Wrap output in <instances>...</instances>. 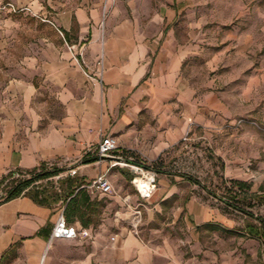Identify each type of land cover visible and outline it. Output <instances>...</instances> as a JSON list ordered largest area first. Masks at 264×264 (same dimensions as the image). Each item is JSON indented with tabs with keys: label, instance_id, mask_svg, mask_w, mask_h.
Returning a JSON list of instances; mask_svg holds the SVG:
<instances>
[{
	"label": "crops",
	"instance_id": "0c3cea01",
	"mask_svg": "<svg viewBox=\"0 0 264 264\" xmlns=\"http://www.w3.org/2000/svg\"><path fill=\"white\" fill-rule=\"evenodd\" d=\"M0 1L17 10L0 15V180L42 164L65 169L60 182L71 179L80 204L64 215L66 184L49 205L0 204V264H239L238 243L225 256L222 235L240 232L212 195L170 170V157L264 101V14L209 26L193 17L201 3L168 1L144 27L111 0ZM106 136L119 159L81 164ZM123 164L157 168L149 199ZM100 174L115 194L86 189ZM60 213L89 237L51 239Z\"/></svg>",
	"mask_w": 264,
	"mask_h": 264
},
{
	"label": "rangeland",
	"instance_id": "374dc122",
	"mask_svg": "<svg viewBox=\"0 0 264 264\" xmlns=\"http://www.w3.org/2000/svg\"><path fill=\"white\" fill-rule=\"evenodd\" d=\"M168 1L186 0H111L113 4L117 3L119 8L125 9L129 18L144 27L160 6ZM190 1L201 3L198 5L202 8L201 11L196 10L193 17L197 20L206 19L209 26L214 19L233 20L237 12L246 13L242 16L243 19L253 17L261 20L264 14V0ZM227 8L230 9L231 16L226 15ZM262 53V50L255 51L250 59L253 66L260 65ZM255 103L252 113L244 114L232 125L222 127L215 136L192 139L186 147H179L170 157V164L174 167L170 170L198 180L213 193L212 205L219 204L230 220L226 224L240 232H223L222 235L225 256L228 255L230 247L234 249L238 243L236 253L239 264H262L261 245L244 233L245 226L253 222L230 207L233 205L264 218V101L262 98H256ZM144 167L150 169V166ZM151 170L156 173L157 168L153 167ZM60 181H41L37 184L60 190ZM208 242L213 243V238Z\"/></svg>",
	"mask_w": 264,
	"mask_h": 264
},
{
	"label": "trees",
	"instance_id": "16d2710c",
	"mask_svg": "<svg viewBox=\"0 0 264 264\" xmlns=\"http://www.w3.org/2000/svg\"><path fill=\"white\" fill-rule=\"evenodd\" d=\"M96 160H98V157L93 156L91 158L82 159L80 163L87 164ZM64 171L65 169H57V168L46 169V166L42 164L38 168L30 171H19V170L16 171L17 173H19V175L23 176L22 178L19 179L13 178L14 172L6 174L0 180V191L2 193L0 197V204L7 202L11 199L23 196L29 198L30 200H32V202L38 205H49L60 200V198L62 197L61 195L62 185L66 184L68 192L67 195H65L63 202L65 205L64 215L67 216V212L68 214L72 213L73 210L80 205V204L78 205L76 199L79 192L74 193L76 188L75 189L70 188L71 179L67 177L64 182H60L59 183L60 190H57L50 186L37 184L38 182L45 181L49 178L57 176L58 174ZM180 176L185 178L189 182L199 186L201 189L205 190L208 194L214 196V194L209 192L208 189H206L198 180L187 175H180ZM85 202H87V198L82 197L80 203H85ZM230 207L242 213L246 218H248L253 222V223H248L245 226L244 233L249 239L256 240L261 245L262 264H264V218L258 217L238 207H234L233 205H230ZM78 218L82 222L84 221L85 223L86 220H83V214H80Z\"/></svg>",
	"mask_w": 264,
	"mask_h": 264
},
{
	"label": "built area",
	"instance_id": "2783aa9c",
	"mask_svg": "<svg viewBox=\"0 0 264 264\" xmlns=\"http://www.w3.org/2000/svg\"><path fill=\"white\" fill-rule=\"evenodd\" d=\"M10 10L12 13H16L17 10L13 7L11 4H2L0 1V15L2 12ZM19 11V10H18ZM103 70V64L102 60H99L96 64V72H97V78L100 79L101 74ZM88 78H90L87 75ZM91 79V78H90ZM183 141H187L186 138L183 139ZM96 156L100 159L101 157H107L111 161H116L119 159V157L116 155L118 152V143L115 138L111 136H106L102 138L100 143L98 144L96 150ZM118 158V159H117ZM115 164H112L111 167H113ZM133 175L130 184L132 188L134 189L135 193L141 200H147L151 197L155 190L156 185V179L157 175L156 173L144 167L142 164H123ZM52 167L47 165L46 169H51ZM71 175H74V171L69 172ZM22 175H19V173L14 172L13 178L19 179L22 178ZM65 177V173H60L57 176H54L52 178H49L45 181H51L54 180L57 182L58 180H61ZM136 179H140L142 182V185H139L136 183ZM39 183V182H38ZM86 189L90 190H96L104 195H113L115 194L114 189L110 185L106 174H100L94 181H92L90 184L86 186ZM123 204L130 208L129 206V199L124 198ZM132 219L130 221L131 223V229L134 235H137V228L141 221V213L138 208H132ZM89 237V233L86 230H77L74 226L68 225L65 222L63 213H60L58 216L52 231H51V239H64V240H73L77 238L85 239ZM113 240V239H112ZM40 264H43L42 261Z\"/></svg>",
	"mask_w": 264,
	"mask_h": 264
},
{
	"label": "bare ground",
	"instance_id": "6f19581e",
	"mask_svg": "<svg viewBox=\"0 0 264 264\" xmlns=\"http://www.w3.org/2000/svg\"><path fill=\"white\" fill-rule=\"evenodd\" d=\"M136 183H138L139 185H142V182L140 181V179H136Z\"/></svg>",
	"mask_w": 264,
	"mask_h": 264
},
{
	"label": "water",
	"instance_id": "95a60500",
	"mask_svg": "<svg viewBox=\"0 0 264 264\" xmlns=\"http://www.w3.org/2000/svg\"><path fill=\"white\" fill-rule=\"evenodd\" d=\"M100 159H101V160H107V159H109V158H107V157H101Z\"/></svg>",
	"mask_w": 264,
	"mask_h": 264
}]
</instances>
